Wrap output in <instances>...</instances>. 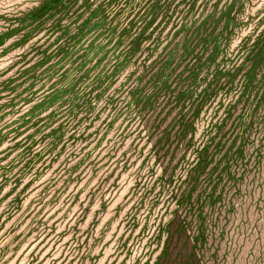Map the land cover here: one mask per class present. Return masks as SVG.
Instances as JSON below:
<instances>
[{
    "label": "rangeland",
    "instance_id": "obj_1",
    "mask_svg": "<svg viewBox=\"0 0 264 264\" xmlns=\"http://www.w3.org/2000/svg\"><path fill=\"white\" fill-rule=\"evenodd\" d=\"M263 32L264 0H0V264H264Z\"/></svg>",
    "mask_w": 264,
    "mask_h": 264
},
{
    "label": "trees",
    "instance_id": "obj_2",
    "mask_svg": "<svg viewBox=\"0 0 264 264\" xmlns=\"http://www.w3.org/2000/svg\"><path fill=\"white\" fill-rule=\"evenodd\" d=\"M233 7V2L229 3L228 6H226V8L224 9V11L222 13H227L225 15V18L229 17V13H231ZM152 22V21H151ZM205 24V22H201V24L199 25L200 28L198 27V29H195L192 31V33H190L188 35V37L186 39L183 40L182 42V54L184 56H188V53L191 51L194 52V47L201 45V47L203 48H208L209 46H211L210 52L207 55V57L201 62L203 65H205L206 63L210 62H214L215 59L217 58L218 53H220L221 49H220V39L219 37H212L210 34H206L205 36H202V33L199 32V29H201L203 27V25ZM202 25V26H201ZM209 33V32H208ZM143 33H140L139 35L137 34L133 39H132V43H131V50H138L141 44V39H142V35ZM192 46V47H191ZM191 47V48H190ZM190 50V51H189ZM248 53H247V57H250V69L247 71V74L245 76V82L249 83L252 79V72H254L255 68L257 67L258 64L261 63V61L264 59V32L259 35L257 37V39L252 43L251 48L248 49ZM194 62L192 63V65H194L195 67L192 70V75L194 76L196 74V72L199 71V64L201 61L200 58V52L196 51V53L194 54ZM172 62V56L171 54H168V56L166 57V59L164 60L162 67L158 68L156 71L151 73V78H159L160 82H159V86L154 88V92H166L168 91V86L166 85V80L163 79L165 72L168 68V66L171 64ZM196 71V72H195ZM234 72L229 70L226 71H221L218 69H215L213 75H212V81H218L221 77L226 76L227 80L226 83H229L232 79V73ZM213 90V89H212ZM211 90V91H212ZM183 95L187 94L186 89L182 92ZM208 98H210V96L204 92L200 98V102L203 101H207ZM145 105V103H144ZM198 103L195 105L194 109H193V114L196 111ZM186 128L185 125L182 126V129Z\"/></svg>",
    "mask_w": 264,
    "mask_h": 264
}]
</instances>
